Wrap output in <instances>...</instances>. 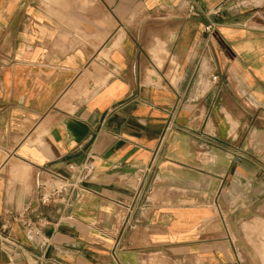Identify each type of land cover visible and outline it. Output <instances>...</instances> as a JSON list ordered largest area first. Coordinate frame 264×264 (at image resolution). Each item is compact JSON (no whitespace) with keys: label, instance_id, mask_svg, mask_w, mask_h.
<instances>
[{"label":"crops","instance_id":"obj_1","mask_svg":"<svg viewBox=\"0 0 264 264\" xmlns=\"http://www.w3.org/2000/svg\"><path fill=\"white\" fill-rule=\"evenodd\" d=\"M27 204L0 264H264V0H0V224Z\"/></svg>","mask_w":264,"mask_h":264},{"label":"built area","instance_id":"obj_2","mask_svg":"<svg viewBox=\"0 0 264 264\" xmlns=\"http://www.w3.org/2000/svg\"><path fill=\"white\" fill-rule=\"evenodd\" d=\"M190 9L193 10L192 6ZM211 26L205 27L209 32ZM69 174L63 176L57 173L47 172V179L38 185L37 204L40 208L51 205L71 206L72 202L80 197L79 191L83 182L90 178L93 171L92 164L85 162L75 167L68 165ZM38 210L27 204L19 212H6L1 217L0 224V246H13L14 241L11 237L12 226L18 224L24 232H31L33 235H39L40 229L46 225V218L43 215L35 214Z\"/></svg>","mask_w":264,"mask_h":264},{"label":"rangeland","instance_id":"obj_3","mask_svg":"<svg viewBox=\"0 0 264 264\" xmlns=\"http://www.w3.org/2000/svg\"><path fill=\"white\" fill-rule=\"evenodd\" d=\"M254 250H256V252L259 253V244H257V246L254 247Z\"/></svg>","mask_w":264,"mask_h":264}]
</instances>
